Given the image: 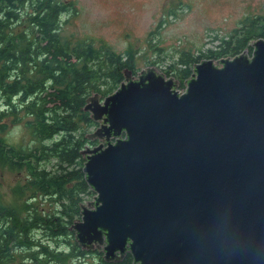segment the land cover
Listing matches in <instances>:
<instances>
[{"label":"water","instance_id":"1","mask_svg":"<svg viewBox=\"0 0 264 264\" xmlns=\"http://www.w3.org/2000/svg\"><path fill=\"white\" fill-rule=\"evenodd\" d=\"M203 60L184 82L146 68L83 110L98 127L72 225L106 263L264 264V39Z\"/></svg>","mask_w":264,"mask_h":264},{"label":"trees","instance_id":"2","mask_svg":"<svg viewBox=\"0 0 264 264\" xmlns=\"http://www.w3.org/2000/svg\"><path fill=\"white\" fill-rule=\"evenodd\" d=\"M72 9V3L60 0H0V166L27 173L20 194L31 188L59 209L43 220L30 214L22 218L0 206V264H13L20 248L34 250L35 231L63 238L78 259L95 254L99 264H108L99 250L84 251L70 230L80 217L81 202L94 193L85 182L81 151L89 143L86 128L96 123L83 108L92 93L103 98L113 93L125 69L133 75L136 71L124 55L61 40L63 17ZM258 39H264V14L246 19L205 53H182L164 74L176 77L182 90L194 65L233 58L244 50L250 54V42ZM19 124L30 132L32 146L16 147L2 137L10 125ZM59 255L52 256L60 262ZM129 255L118 264H133Z\"/></svg>","mask_w":264,"mask_h":264},{"label":"rangeland","instance_id":"3","mask_svg":"<svg viewBox=\"0 0 264 264\" xmlns=\"http://www.w3.org/2000/svg\"><path fill=\"white\" fill-rule=\"evenodd\" d=\"M60 1L73 5L68 18L63 17L60 39L71 45L88 42L94 48H106L124 55V60L127 58L129 64L134 66L135 77L146 68L160 70L167 77L164 71L168 70L170 64L177 62L182 53H205L217 46L220 38L238 30L246 19L264 14V0ZM167 78L178 81L174 76ZM179 88L178 86V91H184ZM95 128H86L85 138ZM2 137L16 147L26 148L34 144L30 132L22 124L10 125ZM50 165L51 163L46 165V168H50ZM26 175L25 171L0 166V206L14 209L22 218L28 214L39 216L43 220L48 216L52 217L59 210H56L53 200H45L31 188L24 189L23 194H20ZM94 197V193L86 196L82 205L92 202ZM58 204L60 205L59 202ZM78 220L80 217L74 222ZM37 237L41 247L51 252V255H33L35 250L32 249L23 254L17 251L15 255L18 258L13 264H39L44 259L46 264H99L95 254L79 259L71 255V250L65 247L67 244L64 239H57V236L47 231H40ZM56 254H60V262L52 256ZM33 256L38 260H33Z\"/></svg>","mask_w":264,"mask_h":264},{"label":"flooded vegetation","instance_id":"4","mask_svg":"<svg viewBox=\"0 0 264 264\" xmlns=\"http://www.w3.org/2000/svg\"><path fill=\"white\" fill-rule=\"evenodd\" d=\"M98 127V124L96 123V128ZM95 128V129H96ZM88 141H89V143L85 146V148H93V147H95V146H97V145H99V142L98 141H96V140H89L88 139ZM38 233H40V232H38V231H35V233H34V235L32 236V239H31V242L33 243V248H34V250L35 251H33V255H35L36 253H39V254H45V251H44V249L41 247V244H40V241L37 239V238H39V237H37V234ZM39 249V250H38ZM29 249H22V248H20L19 249V253H25L26 251H28ZM96 250H99V252H101L102 253V247H100V248H97L96 246L93 248V250L91 251V252H93V253H95L96 252ZM84 251H86V250H84ZM87 252H90V251H87ZM14 254V253H13ZM97 254V253H96ZM129 255V253H125V255H124V257L122 258V259H119L118 261H116V262H113V263H108V264H118V263H121L122 261H124L125 259H126V257ZM87 256V255H86ZM101 256H102V254H101ZM129 257H130V255H129ZM36 258V260H38L37 259V257H35ZM133 261V260H132ZM39 264H46V261H45V259H44V262H42V263H40L39 262Z\"/></svg>","mask_w":264,"mask_h":264},{"label":"bare ground","instance_id":"5","mask_svg":"<svg viewBox=\"0 0 264 264\" xmlns=\"http://www.w3.org/2000/svg\"><path fill=\"white\" fill-rule=\"evenodd\" d=\"M73 215V214H72Z\"/></svg>","mask_w":264,"mask_h":264}]
</instances>
